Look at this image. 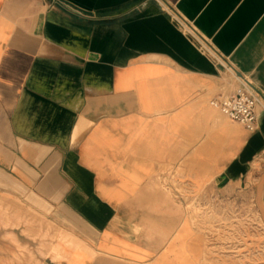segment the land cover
I'll return each instance as SVG.
<instances>
[{
    "label": "crops",
    "instance_id": "0c3cea01",
    "mask_svg": "<svg viewBox=\"0 0 264 264\" xmlns=\"http://www.w3.org/2000/svg\"><path fill=\"white\" fill-rule=\"evenodd\" d=\"M205 190L264 226V0H0V264H215Z\"/></svg>",
    "mask_w": 264,
    "mask_h": 264
},
{
    "label": "rangeland",
    "instance_id": "374dc122",
    "mask_svg": "<svg viewBox=\"0 0 264 264\" xmlns=\"http://www.w3.org/2000/svg\"><path fill=\"white\" fill-rule=\"evenodd\" d=\"M183 204L198 205V220L209 224L204 230L214 245L215 264H264V226L251 196L239 190H205L185 197ZM194 219L196 213L187 214Z\"/></svg>",
    "mask_w": 264,
    "mask_h": 264
},
{
    "label": "built area",
    "instance_id": "2783aa9c",
    "mask_svg": "<svg viewBox=\"0 0 264 264\" xmlns=\"http://www.w3.org/2000/svg\"><path fill=\"white\" fill-rule=\"evenodd\" d=\"M209 103L230 121L241 124L250 132L256 130L257 98L247 87L243 86L235 93L213 98Z\"/></svg>",
    "mask_w": 264,
    "mask_h": 264
}]
</instances>
